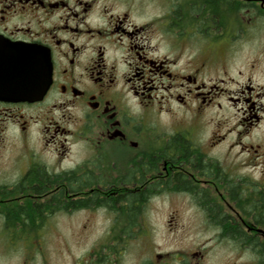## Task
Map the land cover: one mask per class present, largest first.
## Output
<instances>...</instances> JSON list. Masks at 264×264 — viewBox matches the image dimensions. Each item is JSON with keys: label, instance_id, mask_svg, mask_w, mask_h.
<instances>
[{"label": "flooded vegetation", "instance_id": "obj_1", "mask_svg": "<svg viewBox=\"0 0 264 264\" xmlns=\"http://www.w3.org/2000/svg\"><path fill=\"white\" fill-rule=\"evenodd\" d=\"M258 15L264 0H0V68L9 46L32 47L35 88L50 64L41 98H0V137L36 131L44 154L31 152L17 177L0 179V197L19 189V200L33 201V214L28 202L16 210L24 218L114 209L107 225L75 232L97 235L78 255L67 247L62 264H143L142 213L108 203L165 191L186 196L203 229L264 264V133L253 136L264 126V85L229 76L216 49L231 48ZM208 112L215 129L206 136ZM12 210L0 206V228L24 236L7 241L0 264H61L32 236L58 227L7 225ZM199 248L173 259L153 252L151 264H202Z\"/></svg>", "mask_w": 264, "mask_h": 264}, {"label": "rangeland", "instance_id": "obj_2", "mask_svg": "<svg viewBox=\"0 0 264 264\" xmlns=\"http://www.w3.org/2000/svg\"><path fill=\"white\" fill-rule=\"evenodd\" d=\"M239 11V17L241 18V13H245V10L239 9ZM258 17L261 19L257 18V24L255 23L247 32L240 31V33L245 34L244 37L233 42L231 48H227L224 43H218L216 49H218L217 53L221 62L226 61L229 64V76L240 80L251 75L255 82L264 85V17L261 15H258ZM239 25L243 27L240 21ZM202 117L200 120V130L202 129L206 136H209L215 129V117H212L210 112ZM176 118L180 119L177 116ZM211 118L214 119V122L211 121ZM168 119L167 115H161L162 121H167ZM172 119L173 117L171 116L170 120ZM235 120L236 116L233 115L230 123H233ZM171 122L176 123L174 121ZM263 133L264 126L255 129L253 132L254 140L257 141L256 137L262 136ZM40 138V135L36 131L22 135L20 132H15L14 130L6 134L3 133L0 137V179L17 177L18 172L26 167L27 157L31 152L44 156L43 150H41L43 143ZM221 148L223 147L221 146ZM24 149H26V152ZM10 187L14 189L13 186ZM15 191L12 194L7 192L8 195H4L3 193L0 197L1 200L3 199L0 202V206L19 209L22 204L28 202L29 207L35 209L33 201L19 200L24 198H22L19 189ZM125 203L124 201L118 203L109 201L108 204L119 209ZM104 208V205L102 208L95 205L90 210L87 208L77 209V211L68 216L57 212L54 216H48L47 218L40 219L36 217L35 224L33 225L58 227V229H52L49 232L45 231L42 234L38 233L32 236H34L35 240L43 242L45 252L46 249L47 253L49 252L48 258L61 259L60 263H65V260L71 257L68 255L67 247L71 246L74 254L78 255L83 249L90 246L92 239L97 235L91 233L77 234L75 232L83 230L84 226L91 227L87 229L90 232L93 229L97 230L99 229L98 227L108 224L106 215L112 214L107 211L114 209L110 207ZM194 209L186 196L170 193L169 191L159 193L141 203L139 210L143 216L140 225L143 226L144 231L148 232V234L144 233L143 245L137 248L136 261L143 254V264H151L153 259L151 253L153 252L169 253L165 257L173 259L175 254L181 256V253L185 251H193L201 247L199 249L205 252L202 264H254L250 252L241 245L238 246L232 241L221 239L219 234L208 228L203 229L204 220L199 214L193 215L196 213L193 212ZM27 220L28 218L23 217L15 224L22 225L20 222ZM6 221L7 225H11L7 218ZM2 225L6 224H4V218L0 215V226ZM145 227H148L149 230ZM23 236L24 234L20 233L7 234L5 230L3 231L0 228V259L10 257V254L4 249L7 241L20 242ZM140 242L142 244V240ZM131 248L134 250V245ZM141 248L142 250H140ZM134 257L135 254L130 255V259L127 261H133Z\"/></svg>", "mask_w": 264, "mask_h": 264}, {"label": "water", "instance_id": "obj_3", "mask_svg": "<svg viewBox=\"0 0 264 264\" xmlns=\"http://www.w3.org/2000/svg\"><path fill=\"white\" fill-rule=\"evenodd\" d=\"M9 52V58L0 68V98H8L13 100H36L46 92L50 78V64L48 63L47 71L39 80V85L33 88V83L28 84L29 80H33L35 74L34 59L32 47L27 46H9L5 49ZM31 77V78H30ZM5 81V83H3ZM33 88V89H32ZM6 95V96H2Z\"/></svg>", "mask_w": 264, "mask_h": 264}, {"label": "trees", "instance_id": "obj_4", "mask_svg": "<svg viewBox=\"0 0 264 264\" xmlns=\"http://www.w3.org/2000/svg\"><path fill=\"white\" fill-rule=\"evenodd\" d=\"M143 199L140 198V194L138 193H127L124 196V201L126 202L124 205L120 206V209L122 210H132V211H137L140 209V204L143 203ZM38 206H35V209H37ZM22 209V208H19ZM17 209L12 210L13 213H15V216L13 218L8 217V221L10 222L11 225H15L18 221H20L23 217L22 215H17L16 213H19L18 211L16 212ZM30 214H33L34 209L32 207H29L27 209ZM9 213V212H8ZM17 215V216H16ZM27 221L20 222L22 225H33L35 224L36 217H27Z\"/></svg>", "mask_w": 264, "mask_h": 264}]
</instances>
